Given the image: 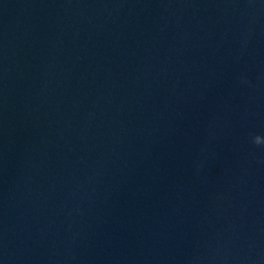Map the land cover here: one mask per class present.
<instances>
[{"label":"water","instance_id":"95a60500","mask_svg":"<svg viewBox=\"0 0 264 264\" xmlns=\"http://www.w3.org/2000/svg\"><path fill=\"white\" fill-rule=\"evenodd\" d=\"M264 0H0V264H264Z\"/></svg>","mask_w":264,"mask_h":264},{"label":"clouds","instance_id":"9594fccd","mask_svg":"<svg viewBox=\"0 0 264 264\" xmlns=\"http://www.w3.org/2000/svg\"><path fill=\"white\" fill-rule=\"evenodd\" d=\"M252 142L256 145H264V137L261 136H254L252 138Z\"/></svg>","mask_w":264,"mask_h":264}]
</instances>
